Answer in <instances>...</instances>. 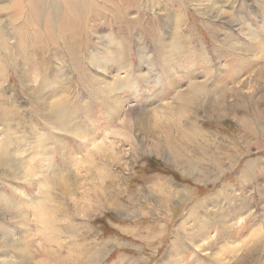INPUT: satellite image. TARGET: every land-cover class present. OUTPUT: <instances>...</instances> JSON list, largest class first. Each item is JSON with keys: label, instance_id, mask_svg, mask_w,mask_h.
<instances>
[{"label": "rangeland", "instance_id": "obj_1", "mask_svg": "<svg viewBox=\"0 0 264 264\" xmlns=\"http://www.w3.org/2000/svg\"><path fill=\"white\" fill-rule=\"evenodd\" d=\"M13 3L0 1L8 37L23 20L4 9ZM113 4L91 3L79 54L88 53V74L113 87L118 108L90 92L50 41V78L25 63L22 89L8 73L11 88L0 97L15 118L5 145L21 159L10 167L16 174L0 171V198L15 211L0 214V264H43L45 253L80 247L95 256L89 264H206L199 258L214 256L216 264H264V0H139L125 21ZM28 18L45 32V18L36 26ZM194 83L212 94L183 117L178 96ZM225 93L228 106H214ZM63 98L70 115L53 125ZM176 122L188 137V146H173L177 161L164 142L177 137Z\"/></svg>", "mask_w": 264, "mask_h": 264}, {"label": "bare ground", "instance_id": "obj_2", "mask_svg": "<svg viewBox=\"0 0 264 264\" xmlns=\"http://www.w3.org/2000/svg\"><path fill=\"white\" fill-rule=\"evenodd\" d=\"M0 1H4V0H0ZM13 1H14L13 4L6 5L4 9L12 10L13 8V10L16 12L15 14L16 17L13 18L14 21H17V19L19 18H21V20L23 18V20L16 22L15 30L10 32L9 37L10 36L11 38L13 37L14 39L13 42H10L11 38H9L7 34L5 35L3 33V30L0 29V94L4 91V89L11 88L10 84L7 83V81L11 80L10 76H8L9 75L8 73L11 69L13 70V75H16L18 77V80L20 79L19 82L21 84L22 89L25 88V83L24 84L22 83L23 81H25V72L28 75L30 74L28 68L33 69L36 72V76L41 80L42 79L46 80L47 78H50L49 76L46 77L47 74L49 73L47 72V70L50 69V71H52L53 66L51 67L48 66L50 62L47 63L48 62L47 57L53 56L51 55L53 54L52 52L55 51L57 52L58 47H60L61 51L66 52L65 54L67 56L66 60L70 64V66L74 68L75 72H78V75L81 78L82 77L86 78L84 79L86 82V86L88 87L90 92H92L95 95L99 94L100 96H102L103 99H105L106 103H108L106 105L107 108L109 107L118 108L117 104L120 98L118 96L114 97L113 95H111L112 92H114L113 87H111L110 85L104 86L101 80L98 79V77L93 78L92 75L88 74L86 71L87 68L85 67V61L87 58V55H85V53L87 52H85L86 50L83 48L85 51L82 49L83 54L82 53L79 54L81 50V49L79 50V48L85 47L87 44V40H84L83 36L84 33H87L90 29L91 14H92L91 3L97 0H13ZM101 1H104L105 3L113 2L114 3L113 6L111 5L112 8H115L117 11H119V13L122 12L123 16L121 15L119 16L123 17L125 21L126 19L124 12L128 10V8L132 5V3L139 0H101ZM115 1L117 3H115ZM25 16L30 17L28 19H31L32 26L39 25V23H41L40 21L45 18L44 20L46 21L47 24L45 28V32L44 33L39 31L34 32V29H31V27L27 25V23L25 25ZM181 22L182 19L178 24H181ZM85 36L88 38L87 34ZM47 41H50V44L53 43L57 46L55 48L53 47L55 51L49 48L50 44H48ZM118 48L120 49V47ZM122 55L123 53L121 52V50L116 51L115 58L118 64H121L120 58ZM159 57H160L159 59L163 57L161 59V63L164 64L165 60H167L165 52L159 55ZM207 60L210 61L209 59ZM159 61L160 60H158L157 62ZM25 63L27 64L28 68H25ZM87 76H89V78H87ZM204 86L205 85L202 83L201 84L194 83L189 89V93H193L192 97L189 93H187L188 91L179 94L178 98L181 100V103L178 109L180 113L183 115V117H187L189 105L193 104V106L196 109L201 108L202 103L201 101L197 100L198 96L205 95L207 97L212 94L207 92V90H204L203 88ZM42 90L43 88L39 87V91L41 92ZM119 90L121 92V88ZM227 92L229 93V91ZM137 93L138 92L135 91V94ZM227 94L225 93L223 94V96L219 97L218 102L214 101L213 105L219 106L220 108L228 106V102L226 100L228 96ZM112 96L114 97L113 99L115 101H112L110 99V97ZM0 99L2 101V102L0 101V125L2 126V128H0V132L4 134L1 139L2 142L0 143V171L3 172V175L7 176L9 174H16L15 171H13V173L10 171L11 170L10 167L20 157L11 155L10 154V151L12 150L11 147L5 145V143L7 144L9 143V140L12 137L9 130L15 118L14 116L15 110H13V107L6 100V98L0 97ZM67 104H69V100L67 98L59 99L54 103L53 105L54 109L52 110L53 111L52 119H54V121H52L53 125L63 123L68 118V116L70 115V110H69L70 108L69 109L63 108L64 105ZM175 124L177 125L176 128L178 132L177 137H174L172 134L167 133L164 142L167 148L169 149V151L172 153V155H175L174 159H176L175 161H177L180 159L179 156L181 155V151L179 149L175 150L173 146H175L176 148L181 146L183 149L184 146L186 145L188 146V143L186 142V139L188 137L185 136V133L182 131L183 128H181L179 124H177V122ZM200 135L202 134H200V132H198L197 129L195 130L194 128L193 135H191L192 139L195 142H197L198 140H200L199 139ZM197 145L200 148V144ZM19 163L20 161L16 163L17 164L16 166L21 167L20 166L21 163L20 164ZM188 166H191L190 163L188 164ZM23 171L25 173V169ZM109 197L111 196L108 195V198ZM7 213L11 214V216L14 217L15 211L12 210V205L7 201V199L5 201L2 198H0V214H7ZM205 227H207L206 223L205 225H203V229L201 228V230L204 231ZM200 231L194 230V232L191 233L192 237L194 238L195 236H198L197 234ZM227 236H229V234H227ZM254 245L256 244L254 243L253 246ZM203 248L204 249L207 248L205 247V244L203 245ZM251 248H252L251 246L247 247L244 251H249ZM79 249L81 251L78 252ZM76 250H77L76 253L69 254L68 256L64 255L61 252L45 253L46 258L43 260V264H89V262L93 260V258H95V256L90 255L88 251L82 252L84 250L83 247L77 248ZM97 258H99V255L97 256ZM199 259L201 261H204L206 264L215 263V256L212 258V261L206 260L207 258L206 259L199 258ZM217 261H218L217 263L219 264L220 259L218 260L217 258ZM3 262H4L3 264H13L11 261L8 262L3 260ZM198 263H200V261H198L197 264ZM229 264H233V263L229 262Z\"/></svg>", "mask_w": 264, "mask_h": 264}]
</instances>
